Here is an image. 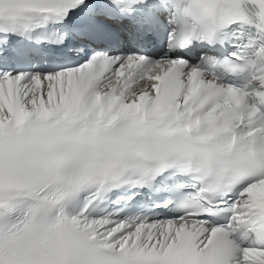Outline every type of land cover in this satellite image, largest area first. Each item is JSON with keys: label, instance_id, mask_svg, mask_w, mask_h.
I'll list each match as a JSON object with an SVG mask.
<instances>
[{"label": "snow or ice", "instance_id": "snow-or-ice-1", "mask_svg": "<svg viewBox=\"0 0 264 264\" xmlns=\"http://www.w3.org/2000/svg\"><path fill=\"white\" fill-rule=\"evenodd\" d=\"M0 264H264V0H0Z\"/></svg>", "mask_w": 264, "mask_h": 264}]
</instances>
